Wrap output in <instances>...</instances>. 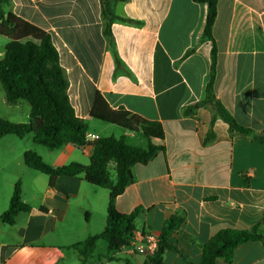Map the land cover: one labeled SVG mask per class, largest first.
Returning <instances> with one entry per match:
<instances>
[{
	"label": "crops",
	"instance_id": "0c3cea01",
	"mask_svg": "<svg viewBox=\"0 0 264 264\" xmlns=\"http://www.w3.org/2000/svg\"><path fill=\"white\" fill-rule=\"evenodd\" d=\"M104 1L11 0L6 19L13 25L0 22V60L10 42L49 36L69 82L70 103L87 122V134L124 138L130 146L146 148L142 125H162L164 138L154 143L164 151L131 169V183L115 205L125 214L142 208L137 233L159 235L172 215L185 216L180 232L196 243L175 236L172 242L188 260L167 251L164 264H200L199 245L222 229L258 226L264 233V142L230 132L221 118L214 120L215 139L207 142L213 111L201 106L189 112L205 99L210 80L213 45L203 39L208 5L111 0L112 46ZM212 32L216 98L239 124L264 135V0H218ZM3 91L0 86V119L29 122L30 105L8 104ZM27 139H0V264H81L74 246L103 232L109 190L82 177L42 174L26 166L24 154L34 151L53 167L89 165L96 140L45 152L33 135ZM18 181L31 211L19 213L9 225L1 216ZM101 240L84 264L144 263L146 256L131 253L129 246L108 254L106 243L107 252L98 253ZM216 264L227 263L219 259ZM234 264H264L263 242L237 247Z\"/></svg>",
	"mask_w": 264,
	"mask_h": 264
},
{
	"label": "trees",
	"instance_id": "16d2710c",
	"mask_svg": "<svg viewBox=\"0 0 264 264\" xmlns=\"http://www.w3.org/2000/svg\"><path fill=\"white\" fill-rule=\"evenodd\" d=\"M110 1L103 2V16L107 20L105 32L113 46L110 28L114 16ZM197 1L208 5L203 39L213 45L212 62L206 97L189 112L193 113L194 109L201 106L209 107L213 111L214 119L207 142L215 139L213 124L217 118L228 124L230 132L236 131L264 142V135H258L252 129L239 124L215 96L217 54L212 31L217 18L218 0ZM10 4L11 0H0V22L12 26L13 24L6 19V9ZM0 86L5 91L8 104L15 105L20 101H26L30 105L29 122L16 123L0 119V139L8 135L24 138L32 134L36 144L50 150L60 149L66 144H74L78 147L87 144L88 124L76 115L70 103L69 82L60 65L59 54L49 36L38 42L25 40L6 45L4 58L0 60ZM142 132L148 140L146 148L130 146L124 138L110 137L94 141V153L89 165L73 162L53 167L45 164L34 151H27L24 154L26 166L42 174L55 177H82L92 185L109 190L107 220L103 232L99 236H90L74 246L81 264L91 258L99 239H103L108 244V254H110L128 246L137 232L136 220L142 214V208H136L128 214L121 213L117 210L115 201L130 185L131 169L136 164L151 161L159 152L164 151L163 145L154 143L155 139L164 138V130L160 123L147 122L142 125ZM30 211L31 206L22 200L21 183L18 181L9 207L1 216V221L13 225L19 213ZM185 221V216L180 213L166 220L158 235L157 249L153 255L146 256L143 264H164V255L167 251H176L188 260L187 254L179 249L178 243L172 242L175 236L182 235L189 243H196L193 237L180 232ZM250 241H261L264 244V233L258 226L250 229H222L213 234L208 242L199 245L202 250L200 264H216L219 259L227 264H234L236 248Z\"/></svg>",
	"mask_w": 264,
	"mask_h": 264
},
{
	"label": "built area",
	"instance_id": "2783aa9c",
	"mask_svg": "<svg viewBox=\"0 0 264 264\" xmlns=\"http://www.w3.org/2000/svg\"><path fill=\"white\" fill-rule=\"evenodd\" d=\"M94 139L98 140L99 137L93 134H87L86 140ZM158 235L155 233H135L134 237L128 245L131 253H138L145 256H151L154 254L155 250L158 247Z\"/></svg>",
	"mask_w": 264,
	"mask_h": 264
},
{
	"label": "rangeland",
	"instance_id": "374dc122",
	"mask_svg": "<svg viewBox=\"0 0 264 264\" xmlns=\"http://www.w3.org/2000/svg\"><path fill=\"white\" fill-rule=\"evenodd\" d=\"M0 26H1V23H0ZM1 40H4L2 37H0V41ZM2 90V89H1ZM4 92V91H3ZM24 103L23 104H26V106H28V103L26 101H23ZM8 108V107H7ZM8 110V109H7ZM32 137V134H28L27 135V140H30L29 138ZM138 146H142L144 147L145 144H137ZM41 150H44L45 152H50L46 147H43L41 146ZM97 252L99 253H102V252H107V249H106V242L101 240L100 243L98 244V249H97Z\"/></svg>",
	"mask_w": 264,
	"mask_h": 264
}]
</instances>
